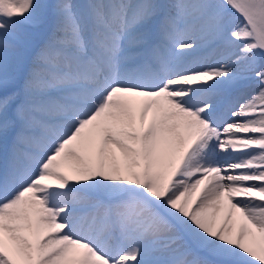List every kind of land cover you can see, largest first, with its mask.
Masks as SVG:
<instances>
[{"label": "snow or ice", "instance_id": "1", "mask_svg": "<svg viewBox=\"0 0 264 264\" xmlns=\"http://www.w3.org/2000/svg\"><path fill=\"white\" fill-rule=\"evenodd\" d=\"M0 264H264V0H0Z\"/></svg>", "mask_w": 264, "mask_h": 264}, {"label": "rangeland", "instance_id": "2", "mask_svg": "<svg viewBox=\"0 0 264 264\" xmlns=\"http://www.w3.org/2000/svg\"><path fill=\"white\" fill-rule=\"evenodd\" d=\"M237 221H238V218H237Z\"/></svg>", "mask_w": 264, "mask_h": 264}, {"label": "bare ground", "instance_id": "3", "mask_svg": "<svg viewBox=\"0 0 264 264\" xmlns=\"http://www.w3.org/2000/svg\"><path fill=\"white\" fill-rule=\"evenodd\" d=\"M238 222V221H237Z\"/></svg>", "mask_w": 264, "mask_h": 264}]
</instances>
